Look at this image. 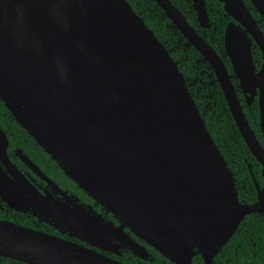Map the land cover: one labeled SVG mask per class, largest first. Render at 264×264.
Here are the masks:
<instances>
[{
    "label": "water",
    "instance_id": "water-1",
    "mask_svg": "<svg viewBox=\"0 0 264 264\" xmlns=\"http://www.w3.org/2000/svg\"><path fill=\"white\" fill-rule=\"evenodd\" d=\"M209 64L235 125L261 165L257 199L238 200L185 79L126 0H0V98L63 171L120 224L70 198L61 208L12 165L0 129V198L101 250L127 247L123 228L175 264H209L244 216H264V148L250 128L226 66L170 0H154ZM209 28L204 0H190ZM232 18L224 48L264 136V33L244 0H218ZM264 21V0H249ZM251 39L261 53L253 61ZM23 160L34 165L26 158ZM34 170L37 171L36 168ZM51 183V182H50ZM117 238L119 245L111 239ZM113 247V248H112ZM0 256L27 264H124L72 240L0 220Z\"/></svg>",
    "mask_w": 264,
    "mask_h": 264
},
{
    "label": "trees",
    "instance_id": "trees-1",
    "mask_svg": "<svg viewBox=\"0 0 264 264\" xmlns=\"http://www.w3.org/2000/svg\"><path fill=\"white\" fill-rule=\"evenodd\" d=\"M126 1L143 19L146 26L153 31L154 35L165 46L172 59L177 63L178 69L185 79L188 92L198 108L207 133L232 174L238 200L245 203L254 202L256 200V188L253 179L261 185V165L253 157L252 153L243 141L231 116L213 70L195 48L191 45H187L186 39L166 17L164 11L157 6L154 0ZM170 1L183 14L187 22L193 26L195 31L209 43V45L224 62L230 79L235 87L237 98L242 106V110L248 124L255 133L260 145L264 148V139L262 138L259 127L257 102L254 100L250 107H247L245 104L242 91L238 87V79L235 76L224 48L225 26L230 20H232V18L224 12L222 4L218 0H204L210 26L209 28H202L198 25L196 12L189 2L186 0ZM244 2L249 8L254 19L257 21L261 31L264 33V21L261 16L251 5L249 0H244ZM252 57L256 68L258 69L261 62V55L257 46L254 48L252 47ZM0 125L8 136V149L17 146L24 152L31 154L34 158L39 155L38 153L40 152V156L49 159V155L37 144L27 131L21 128V126L12 118L1 100ZM36 161L42 165L41 160L36 159ZM51 162L52 165H57L52 159ZM62 173L63 172L60 169L58 174L61 175ZM59 175L58 177H60ZM62 178L67 181L68 184L73 182L78 186L80 189L79 196L91 197L70 177L68 178L63 176ZM68 180H70V182ZM109 217L112 218L110 214ZM0 219L10 220L19 225L32 227L30 218H26L20 213H13L7 216L5 211L0 210ZM263 221V218L257 213L244 216L234 234L224 247H222L220 253L228 254L230 252V244H233V241L239 237H245L246 235L263 237ZM145 246H147L148 250L152 252V264H175L163 256L159 251L150 247V245L145 244ZM224 258L226 257L224 256L223 259L221 258V263L217 261L215 264H227ZM141 259L132 256L129 260H118L126 264H143L145 262H147V264H151L148 261H144L151 259ZM3 263L26 264L24 262L0 256V264ZM191 264H203V262L198 255H195L192 258Z\"/></svg>",
    "mask_w": 264,
    "mask_h": 264
},
{
    "label": "flooded vegetation",
    "instance_id": "flooded-vegetation-1",
    "mask_svg": "<svg viewBox=\"0 0 264 264\" xmlns=\"http://www.w3.org/2000/svg\"><path fill=\"white\" fill-rule=\"evenodd\" d=\"M186 1L192 5L190 0H186ZM222 6H223V4H222ZM205 7H206V5H205ZM196 19H197V16H196ZM255 46H256V44L251 39V50H252V47L254 48ZM260 55H261V53H260ZM261 62H262V60H261ZM261 62H260V64H261ZM260 64H259V67H260ZM259 67H258V69H259ZM242 94H243V97L245 99V104L247 105V107H250L252 105V103L254 102V100H256L257 108H258V95L257 94L255 96H253L250 104L248 103V100H247L248 96H246V94H244L243 92H242ZM0 100L3 102V100L1 98H0ZM3 104H4L5 108L7 109V111L10 113V115L12 116V118L15 120L11 111L6 107L4 102H3ZM258 113H259V110H258ZM21 128H23V127L21 126ZM0 129L2 130V132L5 133L7 140H8L7 156L9 158L10 162L12 163L13 166L16 167V169H18L29 180V182L33 185V187L41 195L46 197L50 202L57 203L59 205V207H61V208H66L67 206H72V203L69 200V198H70L72 201H74L77 204H80L86 210L89 211V209H90L91 212H93V213L95 212L97 214H101L102 217L104 218V220L110 221L115 226H118L120 224L118 219H116L110 212H106L105 209L102 207V205L99 204L98 202H96L93 198H91L89 196H79V190L80 189L78 188V186L73 182L68 184L67 181L63 180V178H62L63 176L68 177V178H69V176L59 166L56 159H54L48 152H46L39 144L38 145L49 155V159L46 157L40 156L41 155L40 152L38 153L39 155H37L34 158L31 156V154L24 152L20 147H17V146L13 147L11 149H8L9 148L8 147L9 146L8 136H7L6 132L4 131V129L2 128L1 125H0ZM261 135H262V138L264 139V136L262 133H261ZM23 156L26 157L34 165V167H30L23 160V158H22ZM36 159L41 160L42 165H40V163H38L36 161ZM51 159L54 160L57 165H52ZM57 166L63 172L61 175L58 174V171H60V169ZM0 167L2 169L6 170V166L4 164H2L1 161H0ZM34 168H36L37 171L34 170ZM57 174L60 177H58ZM68 181L70 182V180H68ZM261 184H262V182H261ZM256 199H257V194H256ZM241 203H245V202H241ZM0 210L5 211L7 216L11 215L13 213H15V214L20 213V214L24 215L26 218H30V223H31L32 227H30V226H26V227H29V228H32V229H35L38 231H42L45 233H49L52 235H56L58 237L65 238L68 240H72L76 243H79V244H82L86 247H89L95 251L103 253L104 255H107L108 257L115 259L119 262H121V261L118 259L129 260L130 258H132V256H134L135 258H139V259L143 258V257L138 256L137 254H134L127 247H120V248L119 247L118 248L112 247L114 249L113 251L110 249L101 250V249H99V248H97L91 244H88L84 241H81L78 238L70 236V235H68V233L63 232L60 229L54 227L52 223H50L49 221H47L43 218V215H41L39 213L34 214L30 210L19 211V210H16L14 208H11L6 202L1 200V198H0ZM109 214L112 216V218L109 217ZM259 215L264 220V216L262 214H259ZM0 220H6V219H0ZM8 221H10V220H8ZM263 224H264V221H263ZM22 226H24V225H22ZM123 230L135 242H137L138 244H140L141 246L144 247V249L146 250V252L148 254L145 259H148V258L151 259L152 258V252H150L148 250L147 246H145V244L146 245H148V244L145 243L142 239H140L134 232H132L126 226L123 228ZM229 239L227 240V242L229 241ZM117 240L118 239L115 237H113L111 239L112 246L115 245L114 243L119 245V242ZM141 242H143V243H141ZM224 245L222 247H224ZM150 247H152V246H150ZM222 247H221V249H222ZM153 249H155V248H153ZM221 249L215 255H213L209 264H213V263L215 264V262H217V261L219 263H221L222 262L221 258L223 259L224 256L226 257V258H224V260L226 261L227 264H229V263L230 264H264V231H263V237H254V236L246 235L245 237H239L238 239H235L233 241V244H230V246H229L230 252L228 254L220 253ZM195 255H198L201 258L203 264H205L203 258L201 257V255L199 253H196ZM144 261H148L149 263L152 264L153 258L151 260H144ZM191 262H192V260H191ZM122 263H124V262H122ZM145 263L147 264V262H145ZM145 263H143V264H145ZM3 264H5V263H3ZM124 264H126V263H124Z\"/></svg>",
    "mask_w": 264,
    "mask_h": 264
}]
</instances>
